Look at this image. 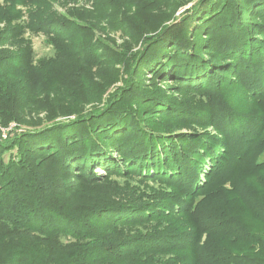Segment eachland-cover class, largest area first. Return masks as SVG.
<instances>
[{
    "label": "trees",
    "instance_id": "16d2710c",
    "mask_svg": "<svg viewBox=\"0 0 264 264\" xmlns=\"http://www.w3.org/2000/svg\"><path fill=\"white\" fill-rule=\"evenodd\" d=\"M199 1L179 24L158 16L103 108L0 138V264H264V0ZM47 10L0 0V45L43 33L63 50L66 29L90 27ZM59 59L0 53L1 122L30 111L17 96L59 79ZM166 71L180 98L138 85ZM96 164L156 186L138 203L61 204L53 178L98 182Z\"/></svg>",
    "mask_w": 264,
    "mask_h": 264
},
{
    "label": "rangeland",
    "instance_id": "374dc122",
    "mask_svg": "<svg viewBox=\"0 0 264 264\" xmlns=\"http://www.w3.org/2000/svg\"><path fill=\"white\" fill-rule=\"evenodd\" d=\"M46 1L48 3L47 12L52 16L71 19L81 25L88 24L90 27H84V29L76 27V30L66 29V33L59 41L64 45L63 50H56L53 39L43 33L30 35L29 32H26L22 42L9 40L0 45L2 55L18 53L23 49L30 48L34 61L41 60V63H44L46 58L58 56L61 58L59 59L60 63L53 64L59 71V79L56 78L44 85H36L32 88V95L29 97L17 96L16 101L28 107L30 111L16 118H8V123L1 122L4 119L0 117L1 139L17 136L46 123L67 122L74 119L78 112L85 113L103 108L106 104L103 102H106L109 94L115 91L117 93L118 88L123 85V80L128 78L129 64L132 58L141 52L144 45L143 37L147 33L145 31L152 27L158 16H167L166 23L177 22L179 24L181 19L187 16L185 15L187 12L189 15L193 10L200 9L201 5L199 0ZM2 26L3 23L0 24V27ZM65 52L68 57L61 55ZM210 57L207 56L208 59H211ZM72 61L77 64V67L80 62L84 63L85 70L81 75L80 70L70 67L69 63ZM132 63L134 64V61ZM167 72H164L162 78L149 77V74L145 72L144 78L138 85L146 87V89H162L165 95H175V98H180V85L182 84L176 79V76L168 77ZM100 95L101 99L98 101ZM188 128H183L181 132L193 129ZM206 131L211 134L215 132L212 126L207 127ZM14 151L13 148L6 152L4 159L6 160ZM111 153H113L112 159H116V153ZM34 156L38 158L37 154ZM39 157H43V155ZM56 169L54 167V171ZM92 171L100 177L98 182L90 183L85 179L84 176L88 170L84 171L85 174H79V180L70 182L69 186L63 184L60 177L53 178L54 182L58 179L56 185H60L65 190V193L59 197L62 201L61 204H72L73 207L82 208L83 206L100 205L104 202L112 204L138 203L142 202L139 198L141 191L150 190L156 186V182L153 180H142L138 174L131 171H128L131 172L128 174H121L119 170L114 169V166L107 169L96 164ZM255 176L253 175L252 179L246 182V187L247 185L252 188L258 186ZM235 207L237 205L234 206V209ZM239 207L242 209L241 206ZM132 226L126 225L121 232L122 235H130V233L143 230L145 227V225ZM21 237L18 236L15 239L16 242ZM61 239L63 242H69L64 237Z\"/></svg>",
    "mask_w": 264,
    "mask_h": 264
}]
</instances>
